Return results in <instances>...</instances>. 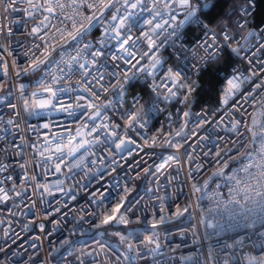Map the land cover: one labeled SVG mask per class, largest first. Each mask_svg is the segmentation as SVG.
I'll return each instance as SVG.
<instances>
[{
  "label": "built area",
  "instance_id": "built-area-1",
  "mask_svg": "<svg viewBox=\"0 0 264 264\" xmlns=\"http://www.w3.org/2000/svg\"><path fill=\"white\" fill-rule=\"evenodd\" d=\"M35 2L42 4L43 0ZM106 2L112 7L100 17L103 24H97L85 40L91 47L81 44L79 53L67 33L73 31V20L79 24L92 14L87 8L75 16L71 9L63 10L64 15L57 9L59 18L45 21L49 27L40 26L37 35L32 29L49 15L42 8H30L27 0H17L18 10L0 7V188L4 190L0 197L6 194L0 199V264H130L125 254L134 255L138 250L141 255L133 264H248L249 257L264 260V227H239L217 234L207 226L227 220L218 201L230 198L226 179L213 176L218 169L214 153L219 151L228 161L226 174L249 161L253 165L260 162L258 128L253 129L258 133L255 143L248 130L253 117L264 121V48L259 46L264 42L259 26L264 24H254L255 4L248 0L242 6L251 8L246 17L249 23L243 29L237 26L244 19L238 10L233 27L225 24L215 29L202 18L201 26L181 30L179 40L168 35L173 31L169 25H178L183 16L177 15L175 21L169 20L153 34L151 29L160 21L156 17L151 25L132 29L136 60L140 62L129 64L112 59L125 55L119 49L123 37L106 38L105 29L116 36L110 28L113 15L118 18V28L119 18L128 12L143 20L151 18L155 10L152 0H143L135 9L130 7L134 0H127V6L126 0ZM155 8L163 9V0ZM58 29L64 30V39H60ZM252 30L259 33V39L248 37ZM207 32L211 35L206 37ZM144 33L152 36L153 44ZM224 33L231 39L225 41ZM205 40L213 45L208 51L218 52V59L227 53L232 60L219 74L217 101L211 104L199 103L196 96L201 73L214 62L208 60L207 44L202 46ZM45 44L49 45L47 52ZM232 47H240L239 55ZM64 49L77 57L78 63L73 62L71 70L60 62ZM97 50L103 53L99 57L92 55ZM153 55L161 61L155 67ZM37 58L44 61L40 70L25 74L23 69ZM169 69L181 73L175 86ZM240 74L250 79L224 105L227 80ZM126 77L131 78L128 83H124ZM42 79L44 85L57 90L60 103L53 100L55 108L26 109L25 101L33 104V93L49 97L38 83ZM121 85L124 91L118 100ZM85 87L98 98L78 90ZM78 96L85 99L77 100ZM66 105L72 107L64 111ZM89 105L98 106L100 116H96L97 107ZM185 112L189 116H184ZM130 114L139 117L133 128L126 122ZM237 122L239 127L231 131ZM94 125L96 131H92ZM61 135L84 142L75 156H70L67 148L63 153L56 149ZM120 138L134 142L121 152L111 143ZM169 156L174 159L169 160ZM250 171L257 174L259 170L254 166ZM206 182L207 187H203ZM194 184L202 190L195 192ZM126 187L130 189L127 193ZM250 195L259 199L255 191ZM237 199L243 203L242 196ZM117 205L119 212L113 213ZM107 215H115L117 220L123 215L128 223L105 225L102 220ZM121 236L128 239L122 241ZM149 239L153 243L149 244ZM129 243L132 253L128 252ZM156 243L160 245L158 253L148 254Z\"/></svg>",
  "mask_w": 264,
  "mask_h": 264
},
{
  "label": "snow or ice",
  "instance_id": "snow-or-ice-1",
  "mask_svg": "<svg viewBox=\"0 0 264 264\" xmlns=\"http://www.w3.org/2000/svg\"><path fill=\"white\" fill-rule=\"evenodd\" d=\"M160 2V0H152L153 9H148L149 11H153V15L151 18L147 20H143V18H136V15L134 13L128 12L124 16L119 18L118 24L119 28H126V32L119 31V28L117 26V16L113 15L112 20L113 24L110 25V28L112 31L116 33V36L113 37L110 35L108 29H105V37L109 39H114L117 37H123L119 40V49L125 54L121 57L113 56L112 59H124L127 63L131 64L132 60H136V54L135 49L137 48V42L136 40H133L132 38V29L136 27H143V24H149L151 25L153 23V20L156 19V17H160V21H158L155 26L151 29L153 34H155L156 29H160L163 27L164 24H169V20L175 21L177 18V15H182L183 19L180 20L179 24L176 26L169 25L170 27H173V31L169 33V36L176 37L177 40L181 39V30H183L186 26L190 25H196L201 26L202 25V17H207L212 15L214 12H216L220 6V0H163V9H156L155 5ZM17 3V0H0V7H3L5 11H8L9 9L12 10H18L15 8V5ZM27 3L30 8L40 10L43 9L44 12H47L49 15L44 16L43 20L40 21V25L36 28L32 29V32L35 34H39V32L42 30L40 26L43 28L49 27V24H46L45 21H51L54 18H59L57 9H60L59 15H64L65 9H71L72 16L75 15H82L80 12L81 9L87 8L92 14L88 16H84V19L79 22V24L73 20L72 22V29L73 31H70L67 33V36L71 38L72 41H74L73 48L76 49L77 53L82 51V49L79 47L81 44H83L84 48L91 47V43H85V40L89 33L92 31L94 27H96L97 24H103V21L100 19L101 16L104 15V11L112 7V3L106 2V0H68V3H64L63 0H43V3H36L35 0H27ZM143 3V0H134V2L130 5L131 8L135 9L138 6H140ZM249 3H251V0H249ZM175 5V7H173ZM126 6H127V0H126ZM177 9L180 11L178 12ZM144 11L145 9H141ZM117 12L119 9L116 10ZM97 12H99V15H97ZM251 13V8L249 7H242L239 9V14L244 17L241 21H238L237 26L241 29L245 28V26L249 23V21L246 19L248 15ZM29 15H32L33 13L29 12ZM72 16H65V19H72ZM130 17L132 19H130ZM85 21H87V27H85ZM128 22V23H126ZM204 27H207L206 25H203ZM60 32V39H64V30L58 29ZM259 33H264V25L259 26ZM259 33L256 30H252L248 32V37H256L259 39ZM206 37L210 36L211 33L207 32L205 33ZM145 39L149 42V44H153L154 41L152 39V36L148 35V33H144ZM40 39H43V37H40ZM139 37H137V40ZM213 41H215V37H212ZM224 39L225 41H228L231 39V37L224 33ZM245 40H247V37H245ZM129 41H131V44H129ZM103 43V40L101 41V44ZM203 44H207V40L202 42ZM128 47H125V46ZM261 48H264V42H261L259 45ZM49 45L45 44V52H47ZM212 44H207V47L205 51L208 52V60L209 61H216L218 60V52L217 51H208V49L212 48ZM225 47H231V45H225ZM131 49V50H130ZM232 52L239 55L240 47H232ZM103 53L100 50H97L96 52L92 53V55L99 57ZM148 53L146 52L145 55ZM41 55H44V53H41ZM67 55L68 59L65 60L64 56ZM140 59H143L141 57ZM151 59L154 61L153 67L155 65H159L161 63L160 59H158L155 55L151 57ZM62 63L68 64L69 69L71 70L72 63L77 61V57L72 56L71 52L68 49H64V51L61 52V61ZM140 61L136 60V63L138 64ZM207 61H205L206 63ZM251 62V61H250ZM41 63H44V61L40 59H33L29 65L28 68L23 69V72L25 74H28V72L35 73L40 70ZM95 63V61H93ZM132 67H135V64H132ZM79 68L83 69L85 68V64H79ZM264 71V69H261ZM199 71V69H197ZM170 77L173 79V86H175L176 81L179 80L181 73H172V70H168ZM6 73V68H5ZM20 73H17L19 75ZM86 74V73H85ZM114 74V73H113ZM130 77H126L124 83H128ZM187 79V78H185ZM250 77L244 76L243 74L240 75H233L230 79L227 80L228 88L225 89L223 93L222 103L224 105H228L229 100H232L237 93L240 91V86L245 81H248ZM55 78L53 79V83H55ZM40 85L44 86V91L48 92L50 95L48 98H43L39 96L37 93H33V97H35L33 104H28L27 101H25L26 109L29 107H39L41 109H47V108H55V105L53 104V100H56L57 103H60L59 99L57 98V90H54L50 86L44 85L43 79L38 82ZM86 83H90L86 81ZM185 84H180V87H185ZM257 88L261 87V84L256 85ZM24 90V85H21V92ZM79 91H86L89 92L90 96H94L93 93L90 92L89 88L85 87L82 89H78ZM189 90H191L189 86ZM61 91H67L66 89H62ZM119 92L118 100L123 95V85L117 90ZM153 91H155V88H153ZM169 92L172 91L171 88L168 89ZM175 95V93H172ZM94 98H98L95 97ZM77 100H83L85 97L78 96L76 97ZM245 102H247V98L245 97ZM111 103V102H109ZM78 107H84L83 105H77ZM91 107H97L96 116H100V111L98 106L96 105H89ZM71 105H66L63 110L68 111L69 108H71ZM104 107H108V105H104ZM74 113L69 112V115H73ZM184 116H189L188 112L183 113ZM264 115V113H262ZM91 119H95V117H91ZM127 124L129 128H133L134 124L139 123V117L138 114H130L127 119ZM11 123V121H9ZM252 127H249V131L252 132V139L253 143L256 142L257 134L259 133L260 137V145H259V155H260V162L253 165L251 161H249L247 164H242L241 168L239 170L234 171L232 174H226L225 169L228 168V161L224 159L223 156H221V153L219 151H216L214 153V156L216 159V164L218 165V169L213 172L214 177H223L226 179V181L229 183V194L230 198L227 202L224 201H218V204L221 205L224 213L227 216V220H218L215 224H209L208 227H212L216 230V233H223L228 230H235L239 227L244 228H253L257 225H260L264 227V190H260L262 186H264V121H257L255 117L252 119ZM45 128H48L49 125L45 124ZM115 127V126H114ZM239 127V122L232 125L231 131H236V129ZM254 128H258L257 131H254ZM134 130V129H133ZM92 131H96L95 125L92 128ZM80 135L79 130H77V136ZM67 140V143H63V141ZM59 143L56 145V149L63 153L64 150L68 149V154L70 156H75L76 152L79 150L80 147H83L84 142L80 141L79 143L76 142L75 137H65L61 135ZM134 141L131 139H125L120 138L117 142L116 139H112L111 143L115 144V147L118 151H126L128 148V145L132 144ZM51 143V142H50ZM228 154L225 153V156ZM251 155V154H249ZM169 160L174 159V157L169 156ZM231 159V157H229ZM256 167L259 171L257 174H253L250 169L253 167ZM57 171H59V165L57 166ZM147 171V170H145ZM241 172H243L245 175L241 176ZM252 181H255V184L252 183ZM203 187H207V182ZM219 188V185H217ZM193 189L195 192H200L202 190L201 187H198L197 185H193ZM4 190L0 188V192H3ZM124 191L127 193L130 191L127 187L124 189ZM255 191V196L259 197V199H254L250 193ZM235 193V195H233ZM102 195V194H101ZM242 196L243 203H241V199H237V196ZM5 197H0V199H5ZM120 205H117L116 208L113 209V213L119 212ZM187 209H184L186 211ZM177 214H181L178 210ZM164 218L161 217V220ZM112 221H116V223H128L127 219L121 215L119 220L116 219L115 215H107L103 218L102 223L103 224H109ZM42 227V226H41ZM153 227H155V224H153ZM264 236V233L261 234ZM132 236V233H129V237ZM128 239V237L121 236V240ZM149 244L153 243L151 239L147 241ZM241 243H243L241 241ZM261 247L264 248V243H261ZM160 248L159 243H156L155 248L150 250V253L148 254H156L158 253V250ZM128 252H133V245L131 243L128 244ZM141 255V252L138 250L134 255H127L125 254V259H127L130 264H133V262ZM147 255V254H146ZM227 264V262H225ZM248 264H264V260L258 261L256 257H249L248 258Z\"/></svg>",
  "mask_w": 264,
  "mask_h": 264
},
{
  "label": "trees",
  "instance_id": "trees-1",
  "mask_svg": "<svg viewBox=\"0 0 264 264\" xmlns=\"http://www.w3.org/2000/svg\"><path fill=\"white\" fill-rule=\"evenodd\" d=\"M248 0H220V6L216 12L207 17H202L215 29L227 24L234 26V20L238 16V10ZM255 4L253 13L254 24H264V0H251ZM232 60L227 53H224L218 60L210 63L200 75V85L196 91L199 103H216L218 88L220 84L219 74L225 70Z\"/></svg>",
  "mask_w": 264,
  "mask_h": 264
}]
</instances>
